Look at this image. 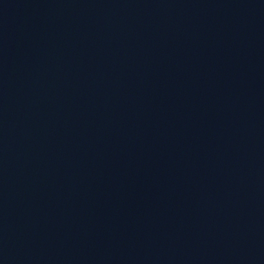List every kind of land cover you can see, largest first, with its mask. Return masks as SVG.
<instances>
[{"label":"water","instance_id":"water-1","mask_svg":"<svg viewBox=\"0 0 264 264\" xmlns=\"http://www.w3.org/2000/svg\"><path fill=\"white\" fill-rule=\"evenodd\" d=\"M0 264H264V0H0Z\"/></svg>","mask_w":264,"mask_h":264}]
</instances>
